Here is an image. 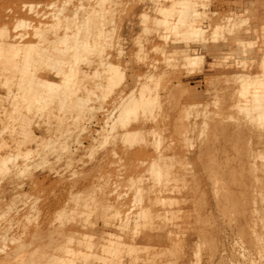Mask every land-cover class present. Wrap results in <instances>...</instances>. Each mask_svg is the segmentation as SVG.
<instances>
[{
  "label": "bare ground",
  "instance_id": "1",
  "mask_svg": "<svg viewBox=\"0 0 264 264\" xmlns=\"http://www.w3.org/2000/svg\"><path fill=\"white\" fill-rule=\"evenodd\" d=\"M11 3L0 0V264L48 233L59 241L42 264H264V4L212 16L210 0ZM206 48L243 60L215 71ZM223 78L220 113L194 141L197 115L160 99L178 88L193 100ZM39 189L51 199L20 194Z\"/></svg>",
  "mask_w": 264,
  "mask_h": 264
},
{
  "label": "rangeland",
  "instance_id": "2",
  "mask_svg": "<svg viewBox=\"0 0 264 264\" xmlns=\"http://www.w3.org/2000/svg\"><path fill=\"white\" fill-rule=\"evenodd\" d=\"M1 1H5V2H12V5L15 6H20L22 4H38L39 2H41L42 0H1ZM264 4V0H210V6H208V14L209 15H222V16H228L231 13H237V12H243V9H245L248 6H252V5H256V4ZM122 40L125 41V43H129L133 40L132 36H128L127 34H124V36H122L121 38ZM230 47L227 46V48H225V52L229 53ZM260 46L256 48V58L258 59L257 63L258 64L261 58L264 57V47L263 50H259ZM204 55L206 57V62L213 64L214 66V70H219L221 72L224 71V73L226 72L224 69L228 68V66L233 65V62L237 61L238 63H240L241 60H243L241 58V56L239 54H237V56H230L229 54L221 59H217L215 57L210 56V54L208 53L207 48L204 50ZM246 62V61H244ZM235 72L241 74L242 70L239 69H235ZM260 73V69L258 68L257 65H255V67L253 68V70L251 71V74H257ZM227 74V73H226ZM226 81V79H221L219 82L220 83H213V85H211V87L209 88V92H206L205 89L199 90V93L201 94L200 96L196 97L193 100H190L187 98V91L185 89H174L172 94L168 97H164L160 99L161 105L164 108L165 106L171 105L172 103L175 105L177 103H181V106H186L185 108H188L189 113H190V118L193 117V119L196 117V127H195V132L194 134L191 136V138L194 141H201V140H205L206 137L209 134V126H203L204 121H207L212 117V116H218L219 115V107L221 105V103L223 102L221 97L223 95V91L222 89L224 88V82ZM198 82H201L200 79L195 78L192 87L197 84ZM211 90V92H210ZM196 105L198 106L196 109H190L191 106ZM161 114V112H160ZM223 114V116L225 117H230L232 119L235 120H242L244 118V116L237 112L236 110H231V111H226L221 113V115ZM170 115V114H169ZM98 120L100 121L102 118L100 116H97ZM232 123H235V121H231L230 124L228 125H232ZM172 125H171V116H169V118H167L166 121V126H165V130H172ZM93 130H95V128H92ZM104 145H100V142L96 143L93 147V149H91L90 151H85V153L82 154L80 161L83 164V167L80 171L76 170L75 171V178L74 180H79L83 177L82 173L86 172L88 169H90L92 166H94L97 162L98 157L100 156L101 153L104 152L105 150ZM133 147H136V145H133ZM122 149H130L131 147L129 146V144H122L121 145ZM261 153L264 154V150L261 149L260 150ZM46 172V167L40 168L36 174L38 175H42ZM93 185H97L98 184V180L95 178L93 179ZM80 192H83L80 190ZM22 195H28V196H32L34 198H37L40 202L44 201L45 199H51L52 197V193L51 191L47 190V189H39L38 191H33V192H29V191H25L20 193ZM39 205H37L38 207ZM95 230H98V224L95 225ZM14 233H11V236H15L16 238H20V241H29L26 237H24V235H21L20 232L18 230H14ZM19 232V233H18ZM100 233V232H98ZM13 234V235H12ZM94 242L96 243L97 241L101 240L97 233H94ZM15 238V239H16ZM33 240V246H31L30 250L32 252V250H35V254L31 256H26L24 257V259L20 262V264H39V263H43L45 262V258H51L52 254H49L52 249H54L57 245V242L59 241V239L57 238V236L55 235H51L50 233L48 234H42L40 236H36L35 238L32 239ZM9 247H11L12 245L10 243L7 244ZM47 254V255H46ZM197 264H201L200 262Z\"/></svg>",
  "mask_w": 264,
  "mask_h": 264
}]
</instances>
